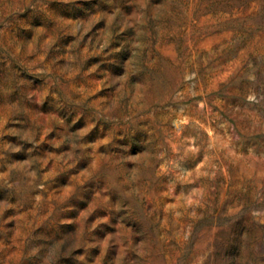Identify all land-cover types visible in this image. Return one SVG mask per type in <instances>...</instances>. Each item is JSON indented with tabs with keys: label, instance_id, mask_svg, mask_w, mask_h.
<instances>
[{
	"label": "rangeland",
	"instance_id": "374dc122",
	"mask_svg": "<svg viewBox=\"0 0 264 264\" xmlns=\"http://www.w3.org/2000/svg\"><path fill=\"white\" fill-rule=\"evenodd\" d=\"M0 264H264V0H0Z\"/></svg>",
	"mask_w": 264,
	"mask_h": 264
}]
</instances>
